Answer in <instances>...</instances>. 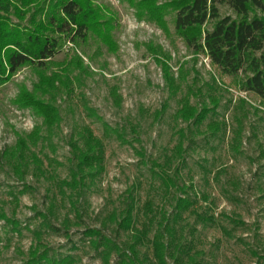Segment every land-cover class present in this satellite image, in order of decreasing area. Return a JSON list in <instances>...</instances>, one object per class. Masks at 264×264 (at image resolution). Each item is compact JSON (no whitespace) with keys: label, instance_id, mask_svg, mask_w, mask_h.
<instances>
[{"label":"rangeland","instance_id":"374dc122","mask_svg":"<svg viewBox=\"0 0 264 264\" xmlns=\"http://www.w3.org/2000/svg\"><path fill=\"white\" fill-rule=\"evenodd\" d=\"M97 2L116 14V52L68 44L49 70L23 67L0 91V264H160L158 237L166 264H264V100L188 47L174 14L162 29L126 0ZM93 145L92 178L78 165ZM179 198L192 204L174 218Z\"/></svg>","mask_w":264,"mask_h":264},{"label":"trees","instance_id":"16d2710c","mask_svg":"<svg viewBox=\"0 0 264 264\" xmlns=\"http://www.w3.org/2000/svg\"><path fill=\"white\" fill-rule=\"evenodd\" d=\"M126 1L135 9L138 20L155 22L162 29L166 28L165 17L174 14L175 29L188 47L206 54L225 75L244 74L243 90L264 100V0H172L162 4L157 0ZM219 5H228L240 19L221 18ZM210 20H217L212 30H203ZM116 28L114 11L98 4L97 0H0V91L23 67L49 70L68 44L78 47L93 40L106 46L109 52H116L113 35ZM74 60L77 61L74 65L68 62L63 66L66 78L71 68L82 64L79 56ZM52 78L55 83L63 81L59 73H54ZM47 85L43 92L49 94ZM29 98L26 103L30 102L49 124L59 120L54 105ZM205 113L202 111L195 116L193 109H186L184 117L194 116L199 123L205 119ZM96 147L93 145L90 152L79 157V170L91 169L92 178L98 172L94 171L95 163L101 158ZM164 182L174 185L167 177ZM191 204L188 199L179 198L174 218L181 216ZM129 220L130 214L124 222ZM94 232L88 234L95 235ZM168 247L159 237L156 239L154 250L160 264H166ZM31 261L30 264H39L36 259Z\"/></svg>","mask_w":264,"mask_h":264}]
</instances>
